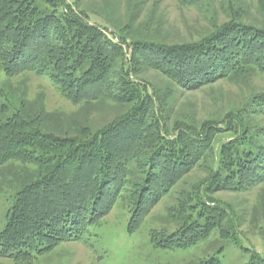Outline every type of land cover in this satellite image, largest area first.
Here are the masks:
<instances>
[{"label": "trees", "instance_id": "trees-1", "mask_svg": "<svg viewBox=\"0 0 264 264\" xmlns=\"http://www.w3.org/2000/svg\"><path fill=\"white\" fill-rule=\"evenodd\" d=\"M149 70L184 91L221 80L247 86L264 75V30L227 21L193 41L133 39L91 22L69 0H0V180L17 188L0 256L30 264L82 239L120 197L134 232L171 191L170 225L151 233L155 247L186 249L217 228L232 239L239 222L216 194L264 184V90L251 88L217 116L199 119L188 110L171 120L175 90L142 79ZM29 73L79 109L47 110L41 95L31 98L24 82H13ZM106 108L114 115L95 126L93 113ZM197 170L204 175L189 182ZM249 264L264 257L255 252Z\"/></svg>", "mask_w": 264, "mask_h": 264}, {"label": "rangeland", "instance_id": "rangeland-1", "mask_svg": "<svg viewBox=\"0 0 264 264\" xmlns=\"http://www.w3.org/2000/svg\"><path fill=\"white\" fill-rule=\"evenodd\" d=\"M69 1L85 10L91 22L108 28L110 33L133 39L151 40L155 36L169 43L193 41L216 32L227 21L251 24L264 30V7L261 8L259 0H202L198 5L179 0ZM140 77L163 89L169 85L175 90L171 120L188 110L199 119L217 116L239 106L245 96L251 94V88L264 90V75L253 76L247 86L221 80L196 91L180 89L155 70L142 72ZM13 82H24L31 98L41 95L49 111L73 113L79 109L72 106L47 78L29 73L15 77ZM104 112L103 115L93 113L90 119L95 126L114 115L112 109L106 108ZM258 123L264 125V115L258 118ZM203 175L202 171H194L188 181ZM16 191L13 184L0 180V230L6 225ZM176 195L173 191L167 194L134 232L129 231L132 213L120 197L111 212L100 223L91 225L82 239L63 242L30 264H199L210 257H217L221 264H249L255 252L264 257V209L257 207L264 202V184L250 191L216 194L231 204L239 222L238 227L231 229L232 239H225L217 228L207 238L186 249L155 247L151 233L165 224L170 225L167 207L174 204ZM0 264L28 263L0 256Z\"/></svg>", "mask_w": 264, "mask_h": 264}]
</instances>
